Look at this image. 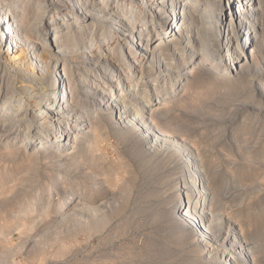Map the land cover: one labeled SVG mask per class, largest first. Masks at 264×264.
<instances>
[{"label":"rangeland","instance_id":"rangeland-1","mask_svg":"<svg viewBox=\"0 0 264 264\" xmlns=\"http://www.w3.org/2000/svg\"><path fill=\"white\" fill-rule=\"evenodd\" d=\"M31 1L29 11L38 2L49 6L43 0ZM91 1L100 6V0ZM112 1L106 6L109 11L117 9ZM135 2L124 0L120 4L125 11L131 6L133 14L147 15L146 5ZM226 3L222 0L219 10H224ZM260 3L261 30L254 44L243 49L249 59L237 76H227V68L216 66L219 57L225 65L219 39V52L206 56L205 70L199 69L191 77L185 74L182 81L174 74L164 82L150 79L145 65L137 64L129 55L123 53L121 59L110 56L109 47L119 44L117 47L125 50L130 40L113 38V19L108 23L111 40L92 54L96 62L92 66L97 69L77 76L87 78L80 87H88L96 72H102L103 79L113 72L116 80L111 81L110 88L114 95L122 92L134 97L133 108L139 98L150 99L152 111L147 110L145 119L154 117V130L183 140L185 152L196 153L202 161L210 191L205 203L212 204L218 220L214 235L219 229L223 238L241 233L248 248L243 255L249 254L253 264H264V92L255 91L264 83V0ZM50 11L43 16V25ZM104 30L89 27L87 32L98 37ZM145 33L143 44L147 41ZM192 46L195 55L189 64H183L177 50L174 60H167L169 67L178 73L187 72L199 59L196 52L200 47ZM85 47L77 57L85 55ZM107 62L112 65L105 66L109 71L104 73L101 67ZM14 77L11 71L1 84L0 103L6 100V86ZM18 105L13 104L7 116H0V125L10 119ZM94 105L97 108L99 101ZM92 109L93 105L85 123L74 133L76 143L67 148L42 150L43 137H28L18 149L28 123L0 143V264H216L227 259L228 252L222 250L217 255L204 253L197 242L201 227L189 228L174 218L173 205L181 199L177 194L182 191L183 179L190 180L192 175L172 143L155 139L153 148L148 149L145 142L151 135L118 126L110 113L98 114ZM38 119L29 122L36 124ZM92 126L97 143L93 142L94 131L90 137L81 138V133ZM72 150L73 157H58Z\"/></svg>","mask_w":264,"mask_h":264},{"label":"bare ground","instance_id":"bare-ground-1","mask_svg":"<svg viewBox=\"0 0 264 264\" xmlns=\"http://www.w3.org/2000/svg\"><path fill=\"white\" fill-rule=\"evenodd\" d=\"M43 1L49 2V6L44 7L42 2H38L35 4L37 7L33 10L30 8L29 11L27 6L29 0H0V89L11 71L15 73L13 81L6 86V100L0 103V116H7V111L13 104L19 103L10 119L0 125V143L7 141L8 135L15 133L17 127L28 123L18 149L23 147L28 137L41 139L43 137L45 147H42V150L46 147L67 148L76 143L78 137L74 136V133L89 117L88 110L91 105L95 113H110L114 124L129 126L132 130L139 129L149 137L151 135L145 142L148 149L153 148L155 139L168 140L173 148L177 149L183 164L185 163L192 175L190 180L183 179L182 191L180 194L176 193L181 199L175 200L173 205L174 218L189 228L201 227L202 233L198 234L197 242L204 253L217 255L220 250L228 252L227 259L224 257L226 261L222 260L216 264H253L249 254L243 255L248 248L240 236L241 233L234 232L223 238L219 229L214 235V227H218V220L212 204L205 203L210 191H207L209 189L206 187L203 169L201 170L202 161L195 155L196 153L185 152L187 147L183 140L184 144L169 136L170 134L166 135V132L164 134L160 130L159 132L154 130L152 125L154 117L145 119L147 110H151L150 99L147 96L143 100L139 98L138 104L136 103V107L133 108L131 100L134 97L120 91V95H114L110 88L111 81L116 80L112 76L113 72L105 79L102 72L100 74L96 72L88 81V87L82 85L80 87V84L87 82V78L80 79L81 77L77 76L87 74L91 68L97 69L96 66H92L96 63L92 54L111 40V26L108 25L111 19L116 21L112 26L116 29L113 31L114 34L120 32V35H113V38L119 41L126 38L130 40L125 50L120 49L119 44V47L118 45L109 47L112 48L110 56H118V59H121L123 53L129 55L137 64L145 65L150 79L158 78L164 82L174 74L182 81L185 74L191 77L199 69L205 70L203 63L206 56H216L219 52L217 45L219 39L220 43H223L222 58L225 65L221 63L219 57L216 66L227 68V76H237L239 70L246 69L249 59L247 52L243 53V49L245 47L249 49L254 44L261 30L260 0H226L224 10H219L222 0H135L138 5H146L148 14L145 13L144 16L140 13L133 14L131 6L125 11V6L120 4L124 0L112 1L117 8L113 11L106 7L110 4L109 0H100L98 3L100 6L91 0H56L54 3L56 6L53 0ZM50 8L49 19L43 25V16ZM103 25L106 28H102ZM89 27L100 28L101 32L102 29L105 30L97 37L87 32ZM144 33L147 36L146 44H143ZM86 37L88 40L85 41ZM133 41L135 44L131 45ZM192 43L200 47L198 53L196 52L199 56L198 61L189 67L187 72L178 73L174 67H169L171 64L167 60L172 58L173 61L177 50L183 64H189L195 55ZM179 45H183L182 48ZM84 46L86 56L77 57ZM134 47L139 48L138 51ZM86 49L88 53H85ZM53 61L55 64L51 67L50 63ZM109 65L112 64L107 62L101 67L104 73L109 71V68L105 67ZM128 72L130 74L127 73L126 76L129 81L131 70ZM99 88L102 91H99ZM255 91L262 94L264 83H259ZM17 92L20 93L18 97ZM104 93L111 96L106 98L107 95ZM35 98L37 100L33 101ZM98 101L99 105L96 108L94 104ZM153 111L156 115L157 111L154 109ZM77 112L79 114L75 117ZM34 118L40 120L34 123L35 125L29 122ZM93 131L95 143L97 132L93 126L90 130H84L81 138H87L86 135ZM35 144L36 141L32 146ZM72 154L73 150L66 151L58 157L64 160L71 158ZM69 197H72V194H69ZM229 228L230 226L227 227ZM225 233L227 234V230Z\"/></svg>","mask_w":264,"mask_h":264},{"label":"built area","instance_id":"built-area-1","mask_svg":"<svg viewBox=\"0 0 264 264\" xmlns=\"http://www.w3.org/2000/svg\"><path fill=\"white\" fill-rule=\"evenodd\" d=\"M114 35H120V32H119V33H116V34H114Z\"/></svg>","mask_w":264,"mask_h":264}]
</instances>
